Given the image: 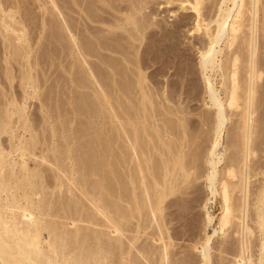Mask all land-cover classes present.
<instances>
[{
  "label": "bare ground",
  "instance_id": "6f19581e",
  "mask_svg": "<svg viewBox=\"0 0 264 264\" xmlns=\"http://www.w3.org/2000/svg\"><path fill=\"white\" fill-rule=\"evenodd\" d=\"M38 1L40 2V0ZM46 1L43 4L44 6L47 4ZM178 1L180 2L181 8L190 9L189 12L191 17L189 16L190 19H188L189 17L187 19L190 20L191 24L186 17L184 19L181 18L177 22L175 21V23L173 22L174 24H166L165 21L163 24H160L159 21L164 20V16L159 17L160 12L158 13L156 11L157 9H152L153 6L151 7V5L154 4L155 0H50L49 3L52 7L57 9L55 11L57 12V23L55 22L57 25L55 27L57 28V31L54 28V33H58L56 36L57 39L55 38L54 35L56 34L54 33L53 38L56 39L54 41H57V46H59L57 47L59 49L56 52H58V59L62 62V67L67 74L65 77H67L75 88L82 90V93H88L90 96L100 95L101 97L98 96L99 98H102L100 106L104 105L106 109H110L113 116L119 120V123H117L118 126L116 124L115 126L113 125L110 129V134H106V139L103 138L105 145H103L102 148H97L96 144H98V137L96 136L97 138H94V136L93 139H87L86 142H82L85 143L83 144V147L86 149L81 152L79 151L78 153L72 151V146H75L76 144H74V142L73 145H71L69 140V142L65 144L64 149L58 151L62 154L59 155L57 153L59 156H56L55 154L54 157H51V161L48 160L49 158L46 154L41 153V163L46 161L54 166L53 171L52 168H49L52 172L46 173L45 169L48 168H44L43 166H38V169L28 171L29 169L27 168L28 165L26 158L28 159V156L33 154V149L31 148L32 144L35 145L36 142H38L37 140L39 137L37 139L32 133L35 126H32L33 123L30 124L29 117H27L24 112V107V110L19 108L20 110L18 112L19 119L23 117L20 126L24 128L23 132L30 131V144L24 142V140H22L23 137L18 139L17 143L12 141L14 138L12 135L13 129L12 126H10L12 111L9 112V116L7 115V119L3 117L5 115L0 116V135L8 132L10 135L7 145H5L0 138V264H140V261L138 262L135 260L140 259L139 257L136 258L139 254L148 264L176 263L178 249L176 247L177 243L174 240L175 235L177 237L178 231L176 228H173L172 225L170 226V223L168 224L169 219H165L166 212L163 211L166 210V206L164 209V204H167V202L171 203V201L174 202L175 200L173 198L171 200V197H169V200L171 201H168L167 197L170 195L173 197L175 195V197L177 196V199H182V202H184L183 198H178L179 193L176 194V192L180 190L181 187V189L184 190L183 186H181L182 183L190 188L191 186L188 185L190 183L186 182L195 181L191 180V178L197 177L195 174V176H192L191 173H189L190 168H188L190 165L194 167L197 164L193 165L189 162L190 164H188L189 166L187 167V163H185V159H183L184 151L187 149V146L185 147L186 149L184 148V140H187L186 135L188 134V132L186 134L187 129H185V126L187 125L185 123V119L187 118L185 117V113L187 110H184V116H182L185 119H178V114L181 117L184 108L180 107L182 104L178 106L179 109L177 105V108L172 107V97L170 105L172 111H176L173 110V108L178 110L175 112L177 113V118L175 119H177L178 123L176 120L173 121V119H170L176 123L174 124L172 122L175 126H173V124H171V126L169 124L171 123L169 120L170 116H165L168 120H166L168 125H166V118L162 119L164 120L163 125L166 123L163 126L164 130L161 128L162 125L159 126V128L157 125H154L156 127H152V130H148V128H150L148 126H152L151 124H153V121L152 123L148 121L150 123L149 125L148 123L146 125L144 124L147 122L146 120H148L146 117L149 118V113L147 114L148 108L145 105V97L143 95L147 94L146 92L149 88L148 83L151 85L158 79H155V82H152L151 84L150 81L147 80V83L146 79H148L147 77H150L151 74L150 71L149 75H146L145 73V69H147L145 66L149 65L147 64L148 61L150 59H157V61L158 59H164L167 63L168 61L171 62V65L174 62L172 67H169L168 64L170 63L167 64L168 68L171 70V68L174 69V64L179 60L177 59L178 56L183 54V52H180V54L174 50L179 48L176 46L178 45L177 35L180 34L179 30H181L178 29V27H184V30L181 31H185L186 29L185 34L187 32L189 34L196 33L200 35L199 37H196L195 40L197 44L196 50L198 49L197 52H199L200 68L205 71V75H202L209 107L213 109V112L210 113L212 114L211 116H208L209 113L206 114V118L202 116L204 118L203 121L202 117H199L204 123H202L203 125H209V129L208 126L205 125L208 132L210 131V136L208 138L211 140L208 139L210 144L208 143L209 145L206 148V151L200 142H194L198 145V149L203 147L202 149L205 151V154L204 151L202 152L205 155L204 162L211 166L210 170L205 172L203 166H196V170L198 169L200 172L204 169L200 174L197 170L198 177L203 178L205 185L207 186L206 188L209 189L212 196L220 194L222 198V211L221 215L218 217V229L215 228L213 232L217 233L218 230L222 231V229H225L224 227L231 223V221L236 222L233 219H237L236 224L232 223L233 226L236 225L235 228L237 233H234L240 236L238 238V245H236L238 246V255L234 256V260L240 264H254V261L251 262L252 259L251 261L248 260L249 257H246L245 254L250 243V237L255 231L253 230L254 227L252 228L249 226L246 218H249L248 216L250 215L255 226L259 228V237H261V234H264V182L259 186V190L257 189L258 191L255 195V199L252 200L251 203V205L253 204L252 211L248 214V206L251 201H248L249 192L247 191L248 189H246L248 184L246 182L248 181L246 179V169L249 168L248 164L250 163L252 156L256 153L257 146L260 144H257L258 142L254 133L257 131L259 133H264L262 131L264 130V127H262L264 126V117L261 116L263 117L261 120L259 117L258 119L255 116L256 114H259L258 112L260 109L264 112V78L262 77L264 72V57H261L258 54V52L261 51L260 49H262L264 53V0ZM11 2L10 0H0V27H2L0 33L3 35V42L6 39L7 41H5L10 47L8 49V45H6L7 43L5 42L6 49H4L3 53L5 54L4 58L19 57L22 59L24 58L27 61L33 54L32 50H29L31 49V46L25 43L28 42L29 39L26 38V33H28L26 32L27 28L24 20H22L24 17L22 18L20 16L22 19L16 17L17 13H19L18 9L20 8V6L18 8L19 0L12 5ZM165 2L168 3L171 2V0ZM40 3L42 4L43 0ZM42 15L43 14H41V16ZM53 17H51V20ZM43 23L45 24V20H43ZM188 23L189 25H187ZM46 25H40L39 27L41 29L38 27V30L40 31H37L36 34L39 39L46 36ZM49 26L50 27L48 28L50 29L52 26L54 27L53 23L52 26L51 23ZM186 26L187 28H185ZM156 27H158L159 30H156ZM43 31H45V35L41 36ZM48 32H52V29L47 31V34ZM187 35L188 34H186V36ZM46 37H50V35H47ZM37 40L38 39H36V41ZM23 42L25 45L22 44ZM16 43H21L20 47ZM27 47H29V49ZM173 50L175 51L174 54ZM184 54L186 53L184 52ZM184 54L183 57H186ZM174 56L177 57L174 58ZM171 58L173 61H170L172 60ZM9 59L8 61H10ZM150 61L149 63L152 64V61ZM163 64V67L166 66L165 62ZM184 64L185 63H183V66ZM152 65H154V63ZM156 65L157 64L154 66ZM178 67L180 70L182 69V67ZM185 67H187V65ZM72 68L75 69L74 73ZM155 69L158 71V74L161 72L160 66ZM23 70H25L27 74L28 68ZM166 70L164 71L166 72ZM154 71L152 74H154ZM172 71L175 72L174 70H171V72ZM216 73L219 74L220 77V89H217L216 81L213 79L214 74ZM162 74V76L166 77L164 72ZM72 75H74V77ZM156 75L151 76L154 77ZM22 79H25L24 81L29 87H33L32 84H30L27 75L23 76ZM167 79V81H169V77ZM170 80L172 81L171 78ZM158 81L161 80L158 79ZM156 83L153 85L156 86ZM166 83L167 82L164 84ZM175 83L176 82L171 84L170 82V85L173 87H169L168 89L172 90L175 88ZM152 86H150V88H152ZM154 86L153 88H157ZM165 89L167 88L164 86L159 87L160 91L157 93L160 92V97L162 92L165 94L167 93ZM168 89L167 91H169ZM152 91L154 92L157 90L153 89ZM136 92L140 94L144 93L142 98L139 99L141 105L139 106H143V108L140 109L139 107L140 111L138 112V107L135 105L136 110L134 109V113H131V109L134 107L129 104L132 102V104H134V101L129 98L132 102H127V104L126 102L122 103L123 99L120 101V99L117 100V98H120L123 94L125 95V99L126 95H128L127 98L130 95L132 98ZM171 93L172 92H170V94ZM170 94L167 96L165 95L166 97L162 95V97L164 96L165 100H167L166 98L170 99ZM82 95L83 94H81V97ZM169 95L170 97H168ZM85 96L87 97V95L84 94L83 98ZM110 97H113V100ZM135 98L137 99V96ZM13 100L15 99L12 98V100H8V106L14 105L15 101ZM146 100H148L147 97ZM89 101L90 103L85 101L87 103L86 105H89L86 107H90L89 110H91L93 109V106H96L97 104L92 105L91 100ZM117 101H120L122 104H119L118 106ZM159 102H162V100ZM136 103L138 104L137 100ZM124 104L128 105V110H125L127 109V105H125L126 107L122 106ZM117 106L119 109L120 107L122 108L121 110H123L122 113L124 116H122L123 114L121 116L119 115L116 110ZM158 106L159 105H157V107ZM171 107L167 108L166 112L168 109L171 110ZM129 108L131 111H129ZM226 108L231 110L230 113ZM232 110L236 115V126H234L236 127V132L234 131L235 136H233L235 137L234 139L236 142H234V145L232 143L234 140L230 141L234 146L228 142L232 146V149L235 148L234 151L231 149L233 154L235 152L233 156L235 158L231 160V154H229V159L226 155H223L225 154V146H223V149L220 152L218 151V147L221 145V135L224 128H226L225 122L228 120L227 118H229L228 115H232ZM174 112L172 113V116L175 114ZM180 112H182V114ZM150 116L152 115L150 114ZM161 118H163V116ZM256 122L261 125L262 130L260 128H258L260 131L257 129V126L260 125ZM202 124L200 123V125ZM165 129L167 130L166 134ZM207 130L203 132L199 131V133H204ZM66 132L67 131H65V133ZM258 132L257 134L255 133V135L259 136ZM261 133L260 136H262ZM206 134L204 133L207 137ZM167 135H171V137H167ZM189 138L190 137H188V139ZM206 139L204 141H206ZM103 140L101 139V141ZM204 141L202 142L204 143ZM156 143L158 146L155 145ZM199 144L201 147H199ZM197 145L194 146L197 147ZM44 148H42L41 151L47 152L48 150ZM153 148H156L157 154L153 152ZM195 149L196 153L195 150L192 151L195 153H192L193 157L200 153V150L197 148ZM258 149H260V147ZM52 154L53 153H51V155ZM154 154L155 156L157 155L158 159L153 158V162L152 157ZM189 155L190 158H192L191 154ZM189 155L185 156L187 157ZM199 155L198 156L201 157V153ZM14 156H16V158L18 157L20 160H16V158L14 159ZM223 156H225L224 159ZM199 157L196 159L198 160ZM202 158L203 157L200 159ZM186 159V162H188L189 157ZM196 159L192 158L191 160L194 161L192 163H197L195 162ZM223 160L231 161L222 164L224 167L221 166V169L219 168V163ZM66 161L70 163H67ZM255 165L253 166L254 168ZM250 166L252 165L250 164ZM193 167H191L192 170ZM197 167H201L202 169ZM220 169L222 171H220ZM248 170H251V167ZM248 172L250 173V171ZM189 175L192 177H190V180L188 179V181L186 178ZM181 180L183 181L178 189V184ZM184 181L186 184H184ZM61 185H65L64 191L69 193V195L67 194V197H64L65 200L61 202V204H57L55 201V203L51 205V194H53L52 192L56 186L60 189ZM191 185L193 184L191 183ZM236 190L239 192L240 196H236L237 199H235L237 201H232L231 203L232 192ZM184 191V193L187 192L186 189ZM184 193L183 195H185ZM180 194H182V192ZM235 194L236 193H234V195ZM166 198L167 202L165 201ZM191 198H193L192 195ZM177 199L175 200L176 203L172 202V205L176 204L179 207L182 203L178 205ZM57 201H59V199ZM186 201L187 199L184 203H186ZM169 205V207L172 206L171 204ZM169 207L166 211H168ZM175 207L176 206L173 208ZM170 211L171 209H169V212ZM175 214L174 216L177 215ZM205 214L206 220H204V223L211 224L214 218L209 213ZM167 216H170L171 219V216L173 215L170 212ZM147 217L152 218V220L155 219L154 222L152 221L156 227V231L153 232L155 233V237H153V235L151 237L155 239L156 246L153 245V247L148 245L145 247L143 244L141 246L140 243L137 247L134 243L138 233L135 236L130 232H139L141 226L144 225L142 220L145 221ZM148 218L146 220H149ZM172 222L173 221L171 220V224ZM146 225L148 226V221L146 222ZM128 232L131 235L127 234ZM222 233H224V230ZM190 234L191 233L189 232V235ZM189 237L190 236H188V238ZM210 237L211 235L205 234L203 236V241H198L197 243L194 242L193 244L194 248L198 249L199 253L197 254H200L203 259L202 264H210L211 262ZM237 237L238 236H236V238ZM122 238L128 239L130 247L134 248L136 245L137 251L135 252L138 253L137 255L135 254L136 256L132 254L129 246L124 245L126 242H124ZM259 245V254L262 255L264 254V239L261 240ZM260 258H262V256ZM257 264H261V261Z\"/></svg>",
  "mask_w": 264,
  "mask_h": 264
},
{
  "label": "rangeland",
  "instance_id": "374dc122",
  "mask_svg": "<svg viewBox=\"0 0 264 264\" xmlns=\"http://www.w3.org/2000/svg\"><path fill=\"white\" fill-rule=\"evenodd\" d=\"M12 1V2H11ZM38 0H19V4H18V8H19V6H20V8L18 9L19 11V13H17V15H16V17L17 18H19L20 16L23 18H21L22 20H24V22H25V26H26V28H27V31L26 32H28V33H26V38H29L28 39V42H25V43H27V44H29V46H31L30 48L31 49H29V47H27L30 51L32 50V52H33V56L31 55L30 57H29V59L26 61L24 58L22 59V58H16V57H13V58H11V57H7L6 59L4 58L5 57V54H3L4 53V49H6V45H8V43L4 40V42H3V35L0 33V116H3V115H5V116H3L4 118H8V116H9V112H11L12 113V115H11V119H10V126H12V135L14 136V138H13V136H12V141H14V143H17L18 142V139H20V138H22V140H24V142H26L27 144H30L29 142H31L30 141V138H31V136H30V131H24L23 132V130H24V128H22L20 125L22 124V118L23 117H21L20 119H19V108H22L23 109V107H24V112L26 113V116L27 117H29L28 119L30 120L29 122H30V124H32V126L34 127V129L32 130L33 132V134L37 137V139H38V137H39V139L37 140L38 142H36V144L34 145V144H32V149H33V151H32V153L33 154H31V156L29 157L28 156V159L26 158V162H27V168L29 169L28 171H33V170H36V169H38L39 167H41V166H43L44 168H48V169H45V172L46 173H50V172H52L54 169H53V165L51 164V163H49V162H46V161H42L43 163H41V153L43 154H46L47 156H48V160L49 161H51V157H54V155L56 154V156H59V155H61L58 151H62L63 149H64V146H65V144H67L69 141H70V144L71 145H73V143L74 144H76L75 146L73 145L72 146V151L75 153V152H81L82 150H85L86 148H84L83 147V144H85V143H82V142H86L87 141V139L88 140H90V139H93V137L94 138H97L98 139V141H97V143L98 144H96V146H97V148H102V146L103 145H105V143H104V140H103V138H105L106 139V137H107V135L106 134H110V129L113 127V125L115 126V124L118 126V124L117 123H119V120L116 118V117H114L113 116V114H112V112L110 111V109H106L105 107H104V105H101L100 106V102H101V99L102 98H99V97H101L100 95H94V94H92V95H94V96H90V94H88V93H82L83 91L82 90H80L79 88H75L74 86H73V84L72 83H70V81L67 79V77H65L67 74H66V72H65V70H64V68L62 67V62H60V59H58L59 57V55L57 54L58 52H56V51H58V49L59 48H57V47H59V46H57V41H54V40H56L57 39V33L58 32H56V33H54L55 31H54V28L57 26L56 25V13L57 12H55L57 9H54V7H52V5L49 3L50 2V0H43V3L41 4L40 2L42 1V0H40V2L38 1ZM45 1H46V5L44 6L43 4L45 3ZM157 0H155V2H154V4H152L151 5V7H152V9H157L156 11L159 13V17L161 16V17H163V19L164 20H161V21H159V23L161 24H163L164 23V21H165V23L166 24H174L175 23V21L177 22L178 20H180L181 18L182 19H184L185 17H186V19L191 15L190 14V9H183V8H181L180 7V2L178 1V0H171V2H165V1H167V0H158L157 2H156ZM10 2H11V5L12 4H15V2L17 3L18 2V0H10ZM159 5H158V4ZM41 4V5H40ZM49 5H51V6H49ZM155 7V8H154ZM158 7V8H157ZM161 7V8H160ZM46 8V9H45ZM43 9V10H42ZM49 9V10H48ZM54 9V10H53ZM22 10V11H21ZM46 10V11H45ZM52 10V11H51ZM28 11V12H27ZM51 13H50V12ZM50 13V14H49ZM53 13V14H52ZM41 14H43L42 16H41ZM46 14V15H45ZM189 14V15H188ZM72 15H74V14H72ZM46 17V19H45V17ZM49 16V17H48ZM54 16V17H53ZM43 17V18H42ZM51 17H53L52 18V20H51ZM166 17V18H165ZM191 17V16H190ZM190 17L188 18V19H190ZM29 18V19H28ZM26 19V20H25ZM36 19V20H35ZM41 19H43V20H45V24L43 23V20H41ZM166 19V20H165ZM187 19V20H188ZM54 20V21H53ZM48 21V22H47ZM49 21H50V23H51V26H52V23H53V25H54V27L52 26V32H48V34H47V31H50L51 29L50 28H48V27H50L49 25H50V23H49ZM47 22V23H46ZM56 22V23H55ZM174 22V23H173ZM188 22H190V20H188ZM43 23V24H42ZM48 23H49V25H48ZM47 24V25H46ZM190 24H191V22H190ZM40 25H46V27H45V30H46V32L45 31H43L42 33L43 34H41V36L42 35H45L46 34V36L48 35H50V37H46V36H43V37H45V38H41L40 37V35L38 34V36L41 38V39H39L38 37H37V31H40V30H38V27L40 26ZM187 25H189V23L187 24ZM189 27V26H188ZM157 29L156 30H159V28L158 27H156ZM185 28H187V26L185 27ZM2 29V27H0V30ZM39 29H41L40 27H39ZM50 29V30H49ZM57 28H55V30H56ZM178 29H181V30H184V27H178ZM33 30V31H32ZM181 30H179V35H177V38H178V40H177V42H178V45H176L177 47H179V48H176V49H174L175 51H177L178 53H182L183 52V54H184V52L186 53V54H184V55H186V57L184 58L183 57V54H181L180 56H178V58L177 59H179V60H177V59H175V60H177L176 61V64H174V69H172L171 68V70H174L175 72L176 71H178V70H180V68L178 67V66H180V67H182V69L180 70V71H178L179 72V74H178V72H171V70H170V68H168V66H167V64L168 63H170V64H168L169 65V67L171 66H173V63H172V65H171V62H169L168 61V63H167V61H164V59L163 60H161V59H158V61H157V59L155 60V62H154V60L152 59H150L151 61H152V64L154 63V65L155 64H157L156 66H154V65H152V64H150L149 63V61H148V63L147 64H149L148 66L146 65L145 67H147V69H145V73H146V75H149V71L151 72V74H150V77H152L153 75H156V73H157V75L156 76H158V77H156V76H154V77H152V78H150L149 76L147 77L148 79H146V81L148 80V81H150V84L152 83V82H155L156 83V86H154L155 85V83H153V84H151V85H149V83H148V81H147V83H148V86H149V88H148V91L146 92L147 94H140V93H135L134 95L132 94V93H130V94H132L133 95V97L131 98V95L127 98V96L128 95H126V99L124 98L125 97V95L123 94V95H121V97L120 98H117V100H119L120 99V101L122 100V103H124V102H129V103H131L132 101H134V104H129V105H131V106H133L132 108L133 109H131L132 110V112L131 113H134L133 112V110L135 109L136 110V108H135V105H136V107H138L137 108V111L139 112L140 110H139V107L141 106L140 105V103H139V99L140 98H142V95L145 97V100H144V102L146 103L145 105H146V107L148 108L147 109V114H148V117L149 118H147L146 117V119H148V120H146L147 122H145L144 124L146 125L147 123H148V125L150 124V123H152V121H153V124H151L152 126H148V127H150V128H148V130H152L154 127H156V126H154V125H157V127L159 128V126H161V128L164 130V128H163V126L167 123V118L166 117H169V120L170 119H173V121L174 120H176V122H177V119H175V118H177L176 117V115H177V113H175V112H177L178 110L177 109H174V108H177L178 106H180L181 104V106L180 107H183L184 109H183V114H182V112H180L182 115H181V117L179 116V114H178V119H180V118H183V119H185L184 117H182V116H184V110L186 111V116L185 117H189L188 118V120H187V118L185 119L186 120V124L188 125H186L185 126V129H187L186 130V134H187V132H188V134L186 135V139L187 140H184L185 141V146H184V148L186 149H184L185 151H184V156H183V159H185V163H187V167L189 166L188 164H193V165H196V166H198V165H200V166H203V168L205 169H202L201 167H197V168H201L200 170H201V172H203V170H204V172L205 171H207V170H210V168H211V166H209V164H207V163H205L204 162V158H205V151H206V148L208 147V145L210 144V139L208 138L209 136H210V134H209V132H208V130L206 129V126H208V129H209V125H203L204 123L202 122L203 120H204V118L203 117H205L206 116V114H208L209 113V115L208 116H211L212 114H210V113H212L213 112V109L212 108H210L209 107V102H208V97L206 96V93H205V87H204V81H203V75L202 74H204L205 75V71H203V70H201V68H200V64H199V52H197V50H196V48H197V44H196V42H195V40H196V37H199L200 35L199 34H189V33H187L186 32V34H188L187 36H186V34H185V31H186V29H185V31H181ZM57 31V30H56ZM184 32V33H181V32ZM44 32H45V34H44ZM35 33V34H34ZM53 33L54 34H56V35H54L55 36V38L56 39H54L53 37ZM182 34V35H181ZM52 35V36H51ZM181 35V36H180ZM184 35V36H183ZM31 36V37H30ZM35 36V37H34ZM178 36H180V37H178ZM33 38V39H32ZM49 38H50V40H49ZM31 39V40H30ZM35 39V40H34ZM36 39H38L37 41H36ZM46 39V40H45ZM45 40V41H44ZM192 40V41H191ZM36 41V42H35ZM187 41V42H186ZM7 44H6V43ZM45 42V43H44ZM193 42V43H192ZM52 43V44H51ZM55 43V44H54ZM179 43H181V44H179ZM196 45H195V44ZM6 44V45H5ZM17 44V43H16ZM20 44L21 43H18L17 45H19V47H20ZM22 44H24V42L22 43ZM185 44H186V46H185ZM4 45V46H3ZM25 45V44H24ZM53 45V46H52ZM196 47H195V46ZM23 46V45H22ZM22 46H21V48H22ZM40 46V47H39ZM185 46V47H184ZM5 47V48H4ZM8 47V49L10 48L9 47V45L7 46ZM182 47V48H181ZM56 48V49H55ZM185 50H184V49ZM186 48H188V49H186ZM190 48V49H189ZM173 50V54H174V51ZM182 50H184V51H182ZM261 51H262V49H260ZM259 50V51H260ZM258 52V54H259V56H261V57H264V53H263V51L262 52ZM36 52V53H35ZM45 52V53H44ZM176 54V53H175ZM55 55V56H54ZM176 56V57H177ZM188 56V57H187ZM175 56H174V58H176ZM180 57V58H179ZM184 59H186V60H184ZM57 58V59H56ZM3 59V60H2ZM8 59L10 60V61H8ZM13 59V60H12ZM18 59V60H17ZM20 59V60H19ZM172 59V58H171ZM180 59H181V61H180ZM189 59V60H188ZM264 59V58H263ZM5 60V61H4ZM24 60V61H23ZM174 60V61H175ZM27 63H26V62ZM150 61V62H151ZM160 61V62H159ZM170 61H173V59L172 60H170ZM186 61H188V62H186ZM9 62V63H8ZM165 62V65L167 66H164L163 67V63ZM159 63V64H158ZM178 63V64H177ZM183 63H185L186 65H187V67H185L186 65L184 64V66H183ZM163 64V65H162ZM61 65V66H60ZM176 65H177V68H176ZM156 68H158L159 66L161 67V72H159V74H158V71L154 68V67ZM29 67H31V68H29ZM10 68V69H9ZM25 68H28V71H29V73H28V71H27V74H26V71L25 70H23V69H25ZM166 70V69H168V70H166V72L163 70ZM186 68H187V70H186ZM191 68V69H190ZM193 68V69H192ZM152 69H153V71H154V69H155V71H154V74H152ZM6 70H8V71H10V72H8V71H6ZM72 70H73V73H74V71H75V69H73L72 68ZM186 70V71H185ZM6 71V72H5ZM147 71V72H146ZM202 71H203V73H202ZM24 72V73H23ZM156 72V73H155ZM164 72V75L166 74V77L165 76H162L163 73ZM171 72V73H170ZM189 72V73H188ZM7 73V74H6ZM9 73H10V76H9ZM72 73V74H73ZM148 73V74H147ZM175 73V74H174ZM62 74V75H61ZM183 74V75H182ZM25 75H27L28 76V79L30 80L29 82H30V84H32V86L33 87H35V88H31V87H29L28 86V84L24 81L25 79H22L23 78V76H25ZM152 75V76H151ZM169 75V76H168ZM188 75V76H187ZM71 76V75H70ZM73 77H74V75H72ZM160 77V78H159ZM162 77H164V78H162ZM169 77V81H167L168 78ZM262 77L264 78V72H263V74H262ZM154 78V79H153ZM159 80H161V81H158V79ZM170 78L172 79V81L170 80ZM183 78V79H182ZM12 79V80H11ZM155 79H157V80H155ZM163 79V80H162ZM166 79V80H165ZM213 79L216 81V87H217V89H220V85H219V81H220V77H219V74H214V77H213ZM155 80V81H154ZM34 81V82H33ZM163 81V82H162ZM167 82L166 84H164L165 82ZM178 81V82H177ZM191 81V82H190ZM33 82V83H32ZM170 82H171V84L173 83L174 84V82H176L175 83V85L174 86H176L175 88H173L172 90L171 89H168L169 87H173L172 85H170ZM60 83V84H59ZM160 83H161V85H160ZM184 83V84H183ZM27 84V85H26ZM183 84V85H182ZM187 84V85H186ZM22 85V86H21ZM60 85V86H59ZM63 85V86H62ZM154 87H157V88H153V86ZM164 86V87H166L169 91H167V89H165V91L168 93V94H170V92H172L170 95H171V97H170V95L168 96V97H170V99L169 98H166L167 100H165V97L168 95L167 93L165 94L164 92H162L161 93V97H160V92L159 93H157L158 91H160L159 90V87L160 86ZM165 85H169L168 87L167 86H165ZM186 85V86H185ZM62 86V87H61ZM72 86H73V88H72ZM150 86H152V88H150ZM194 86V87H193ZM23 87H24V89H23ZM200 87V88H199ZM191 88V89H190ZM153 89H156L157 91H152ZM178 89V90H177ZM183 89V90H182ZM149 90H151V91H149ZM171 90V91H170ZM177 90V91H176ZM204 90V91H203ZM176 91V92H175ZM173 92H175V93H173ZM204 92V93H203ZM151 93V94H150ZM156 94V95H154V94ZM81 94H85V95H87V97L85 96L84 98H83V95H82V97H81ZM174 94V95H173ZM176 94V95H175ZM2 95H3V97H2ZM5 95V96H4ZM7 95V96H6ZM20 95V96H19ZM29 95H31V96H29ZM80 95V96H79ZM118 95H120V94H118ZM118 95H117V97H118ZM137 96V99L135 98L136 96ZM162 95H166L165 97H164V99H163V97H162ZM223 95V94H222ZM14 96H15V98H14ZM65 96V97H64ZM97 96V97H96ZM99 96V97H98ZM110 96V95H109ZM141 96V97H140ZM9 97H10V99H9ZM81 97V98H80ZM146 97H147V99L148 100H146ZM172 97H173V100H171L172 99ZM8 98V99H7ZM12 98L13 99H15V100H13V101H15L14 102V105L12 106H8V100H12ZM88 99V101H87V99ZM97 98H99V99H97ZM111 98V97H110ZM132 99V101H130V99ZM134 98V99H133ZM18 99V100H17ZM24 99V100H23ZM60 99V100H59ZM74 99V100H73ZM85 100L87 103L89 102L90 103V101L89 100H91V103H92V105H96V106H93V109H91V110H89L90 109V107L89 108H87L89 105H86L87 103L85 102V101H81V100ZM112 100H113V97L111 98ZM129 99V100H128ZM66 100V101H65ZM77 100V101H76ZM93 100V101H92ZM100 100V101H99ZM126 100H128V101H126ZM136 100H137V102H138V104L136 103ZM162 100V102H159V101H161ZM170 100H171V102L172 103H174V104H172L171 102H170ZM72 101V102H71ZM98 101V102H97ZM120 101H117L118 102V106H119V104H122ZM176 101V102H175ZM17 102H18V104H17ZM85 102V103H84ZM120 102V103H119ZM178 102V103H177ZM76 103V104H75ZM157 103V104H156ZM159 103V104H158ZM165 103V104H164ZM170 103H171V105H172V107H174L173 108V110H176L175 112L174 111H172V107H171V105H170ZM21 104V105H20ZM84 104V105H83ZM128 104V103H127ZM127 104H124V105H122L123 107H126L125 105H127ZM149 104V105H148ZM163 104V105H162ZM169 104V105H168ZM81 105H82V107L84 108H82L81 107ZM140 105V106H139ZM157 105H159L158 107H157ZM162 105V106H161ZM165 105V106H164ZM167 105V106H166ZM176 105H177V107H176ZM184 105V106H183ZM16 106V107H15ZM18 106V107H17ZM43 106V107H42ZM87 106V107H86ZM117 106V112L119 113V115L121 116L123 113H122V111L123 110H121L122 108L120 107V109H119V107ZM73 107V108H72ZM76 107V108H75ZM80 107V108H79ZM95 107H96V109H95ZM107 107V106H106ZM153 107V108H152ZM165 107V108H164ZM171 107V110L170 109H168L167 110V112H166V109L167 108H170ZM131 108V107H130ZM130 108H129V111H131L130 110ZM141 108H143V106L142 107H140V109ZM81 109V110H80ZM150 109H151V111H150ZM154 109V110H153ZM161 109V110H160ZM178 109H179V107H178ZM226 109H228V108H226ZM4 110V111H3ZM17 110V111H16ZM93 110V111H92ZM125 110H128V105H127V109H125ZM180 110H181V108H180ZM206 110H207V112H206ZM229 110V111H228ZM227 111L230 113V109H228ZM81 111V112H80ZM88 111V112H87ZM95 111V112H94ZM137 111H135V112H137ZM171 111H172V113L174 112L175 114H173V116H172V113H171ZM14 112V113H13ZM15 112H16V114H15ZM65 112V113H64ZM84 114H83V113ZM187 112H189V113H187ZM110 113V114H109ZM158 113V114H157ZM168 113V114H167ZM179 113V112H178ZM202 113H205V114H202ZM232 115H228V117L229 118H227L228 120H226V122H225V124H226V128H228V129H226V128H224V130H223V133H222V135H221V145H220V147H218V151L220 152V151H222V149H223V146H225V154H223V155H226L227 156V158L230 156L229 154H231V160L232 159H234L235 157H233L234 156V154H235V152H234V154L232 153V150L234 151V149H232V146H234L235 144H234V142H236V140L234 139L235 137H233V136H235V132H236V127H234V126H236L235 124V121H236V115L234 114V111L232 110ZM259 114H256L255 116L258 118H263L264 117V112H263V110H259V112H258ZM42 114V115H41ZM89 114V115H88ZM150 114L152 115V116H150ZM154 114V115H153ZM171 114V115H170ZM198 114V115H197ZM8 115V116H7ZM88 115V116H87ZM156 115H157V117H156ZM197 115V116H196ZM91 116V117H90ZM122 116H124V114L122 115ZM163 116V118H161ZM166 116V117H165ZM202 117V121H201V118H199V117ZM231 116V117H230ZM261 116H263V117H261ZM69 117V118H68ZM89 117V118H88ZM113 117V118H112ZM122 118V117H121ZM155 118V119H154ZM164 118H166L165 119V121H166V123H164V125H163V122H164V120H162V119H164ZM206 118V117H205ZM257 118H255V119H257ZM258 118V119H259ZM14 119V120H13ZM19 119V120H18ZM66 119V120H65ZM80 119V120H79ZM118 121H117V120ZM151 121H150V120ZM200 119V120H199ZM17 120V121H16ZM47 120V121H46ZM108 120V121H107ZM111 120V121H110ZM121 120H123V119H121ZM145 120V119H144ZM157 120V121H156ZM184 120V121H185ZM262 120V119H261ZM260 120V121H261ZM21 121V122H20ZM69 121V122H68ZM80 121V122H79ZM115 121H116V123H115ZM150 123H149V122ZM155 121V122H154ZM171 121V123H169L170 125L171 124H176L175 122H173L172 120H170ZM169 121V122H170ZM179 121V120H178ZM198 121H201V122H198ZM260 121H258L259 123H261ZM64 122V123H63ZM83 122V123H82ZM173 122V123H172ZM232 122V123H231ZM20 123V124H19ZM79 123V124H78ZM108 123V124H107ZM178 123V122H177ZM184 123V122H183ZM200 123L202 124V125H200ZM257 123V122H256ZM259 123H257L258 125H260ZM106 124V125H105ZM173 124V126H175ZM262 124V123H261ZM68 125V126H67ZM76 125V126H75ZM80 125V126H79ZM166 125H168V123L166 124ZM263 125V124H262ZM18 126H20V127H18ZM71 126H73V127H71ZM75 126V127H74ZM93 126V127H92ZM106 126V127H105ZM172 126V125H171ZM170 126V127H171ZM18 127V128H17ZM79 127V128H78ZM82 127V128H81ZM84 127V128H83ZM153 127V128H152ZM166 127V126H165ZM167 127H169V126H167ZM191 127V128H190ZM197 127V128H196ZM262 127H264V126H262ZM262 127H261V125L260 126H257V129L258 128H260L261 130H262ZM76 128H77V130H76ZM86 128V129H85ZM91 128H93V129H91ZM98 128V129H97ZM193 128V129H192ZM200 128V129H199ZM65 129V130H64ZM67 129V130H66ZM84 129V130H83ZM106 129V130H105ZM203 129V130H202ZM73 130V131H72ZM82 130V131H81ZM190 130V131H189ZM205 130H207L206 132H204L206 135H207V137L204 135V133H201V132H203V131H205ZM230 130V131H229ZM259 130V129H258ZM65 131H67L66 133H65ZM166 129H165V134H166ZM199 131H201L200 133H199ZM235 131V132H234ZM260 131V130H259ZM263 132H264V130H262ZM8 132V131H7ZM73 132V133H72ZM150 132V131H149ZM152 132V131H151ZM258 132V131H257ZM257 132H255L256 134H257ZM9 133V132H8ZM8 133H2L1 135H0V138L2 139V141H3V143L5 144V145H7L8 144V138L10 137V135L8 134ZM29 133V134H28ZM255 133H254V136L256 137V139H257V144H259L257 147L259 148L260 147V149H258L257 148V150L255 151L256 153L252 156V158H251V160H250V163L248 164L249 166V168H247L246 170V179L248 180V181H246L247 183V186H246V189H248L247 191L249 192L248 193V195H249V197H248V201L250 202L249 203V206H248V208H249V211H248V214H249V212L251 213V211H252V208H253V204L251 205V203H252V200H254L255 199V195H256V193H257V191L259 190V186H261V184L264 182V140H262V139H264V133H261L262 134V136H260V133H259V136L258 135H255ZM85 134V135H84ZM92 134V135H91ZM101 134V135H100ZM168 134V133H167ZM202 134V135H201ZM232 134V135H231ZM51 135H53V136H51ZM68 135V136H67ZM91 135V136H90ZM188 135H190V136H188ZM203 135H204V137H205V139H206V141H204L205 139H204V137H203ZM69 136H70V138H69ZM97 136V137H96ZM190 137L189 139H188V137ZM199 138H198V137ZM230 136V137H229ZM15 137H17V138H15ZM30 137V138H29ZM92 137V138H91ZM100 137V138H99ZM167 137H171V135L170 136H168L167 135ZM82 138V139H81ZM84 138H86V139H84ZM202 140H201V139ZM262 138V139H261ZM84 139V140H83ZM96 139V140H97ZM101 139L103 140V141H101ZM210 141H209V140ZM260 139V140H259ZM50 140V141H49ZM69 140V141H68ZM77 140V141H76ZM81 140V141H80ZM83 140V141H82ZM100 140V141H99ZM164 140H165V138H164ZM194 140H196V141H194ZM199 140H201V141H199ZM232 140H234L232 143L234 144H232L230 141H232ZM262 140V141H261ZM28 141V142H27ZM198 141V142H197ZM202 141H204V143L202 142ZM45 142H46V144H45ZM58 142V143H57ZM78 142V143H77ZM188 142V143H187ZM194 142H196V143H199L200 142V144L202 145V146H204V150L202 149L203 147H201V145L199 144V147H201V149H198V145L196 144V143H194ZM202 142V143H201ZM227 142V143H226ZM231 143L232 144V146L229 144V143ZM102 143V144H101ZM158 143V142H157ZM157 143L155 144L156 146H158L157 145ZM187 143V144H186ZM209 143V144H208ZM256 144V145H257ZM45 145V146H44ZM63 145V146H62ZM194 145H197V147H195ZM206 145V146H205ZM52 146V147H51ZM101 146V147H100ZM190 146V147H189ZM45 147V148H44ZM50 147H51V149H50ZM42 148H44V149H47L48 151L46 152H42L41 151V149ZM53 148V149H52ZM76 148V149H75ZM83 148V149H82ZM195 148H197L198 150H200V153H201V157H203L202 159H200L201 157H199L200 155V153H199V151H198V155L196 154V155H194V157L192 156L193 154H195L196 153V149ZM255 148H256V146H255ZM31 149V150H32ZM50 149V150H49ZM190 149V150H189ZM192 149V150H191ZM232 149V150H231ZM261 149H263V150H261ZM75 150V151H74ZM99 150V149H98ZM101 150V149H100ZM193 150H195V153L194 152H192ZM52 151H54V152H52ZM57 151V152H56ZM191 151V152H190ZM204 151V154L202 153ZM153 152H155V154H157L156 153V148H153ZM153 152H152V154H153ZM190 152V153H189ZM51 153H53L52 155H51ZM57 153L59 154V155H57ZM185 153H187V154H185ZM193 153V154H192ZM155 154L153 155V157H152V159L154 158H156V159H158L157 158V155L155 156ZM189 154H191V156H192V158H194V159H196L197 157H199L198 158V160L196 159V161L195 162H197V163H192V162H194L193 160H191L192 158H190V155ZM185 155H189V156H185ZM202 155H204V156H202ZM197 156V157H196ZM189 157V161L188 162H186V158H188ZM196 157V158H195ZM224 157L225 156H223V159H224ZM16 158V156H14V159ZM154 159H153V162H154ZM226 159V158H225ZM229 159V158H228ZM16 160H20L18 157L16 158ZM191 160V161H190ZM231 160H228V161H231ZM256 160H258V161H256ZM40 161V162H39ZM225 161H227V160H225ZM224 160L223 161H221L220 163H219V168H221L222 169V167H224L222 164H226V163H228V161L227 162H225ZM39 162V163H38ZM67 163H70V162H68V161H66ZM190 162V163H189ZM223 162H225V163H223ZM253 162V163H252ZM256 162V163H255ZM42 165H41V164ZM45 163V164H44ZM49 163V164H48ZM256 165H255V164ZM40 164V165H39ZM46 164H48V165H46ZM51 164V165H50ZM151 164V163H150ZM204 164V165H203ZM250 164L252 165V166H250ZM255 165V168L253 167L254 165ZM152 165V164H151ZM39 166V167H38ZM48 166V167H47ZM196 166H192V165H190V167H188V168H190V172L189 173H191V175L192 176H199L198 174H197V172L199 171L198 169V171L196 170ZM222 166V167H221ZM191 167H193V170H192V168ZM250 167H251V170H248V169H250ZM49 168H52V171H51V169H49ZM19 169V168H18ZM195 169V170H194ZM220 169V171H222ZM47 170V171H46ZM50 170V171H49ZM49 171V172H48ZM248 171H250V173L248 172ZM193 172H195V173H193ZM200 171H199V174L201 173ZM188 173V174H189ZM195 174V175H194ZM249 177H248V176ZM192 176H188L187 178H186V180H190V177H192ZM197 177H192L191 178V180H195V181H189V182H186V183H190V184H188V185H190L191 187L190 188H188L189 186H187V185H183V183H182V181L183 180H181V182H179V184H178V189L180 188L179 186H180V184H181V186H183V189L185 190L186 189V193H184L185 191L184 190H182L181 188H180V190H178L177 192H176V194L177 193H179V195H178V198H183V201L185 202V200L187 199V201H186V203H184V202H182V199H177V196L175 197V193L173 194L174 195V197L172 196V195H170V196H168L167 198H168V201H171L172 200V198L173 199H177L178 201H177V204L178 205H180L181 203L182 204H184V205H182V207H181V205L178 207L176 204H174V205H172L173 203H176V201L174 200V202L173 201H171V203L170 202H167V198H166V202H167V204L169 205V204H171L172 206V208L171 207H169L167 204H164V209H165V206H166V210H167V208L169 207V209H171V213H172V215L173 216H171V219H170V216L168 217L167 215H169V209H168V211H166V210H164L163 212H166V215H165V219H169L168 220V224L171 226L172 225V227L173 228H176V230L178 231H175V232H177L176 234H177V237H176V235H175V242L177 243L176 244V247H177V255H176V259L178 260H176V263L175 264H202V262H203V259L201 258V255L200 254H197V253H199L198 252V249L196 248H194V246H193V244H194V242L195 243H197L198 241H203V236L205 235V234H208V235H211V237H210V249H211V255H212V258H211V262H210V264H240L239 262H236L235 260H234V256H236V255H238V246H236V245H238V242H239V240H238V238L240 237L238 234H236L237 232H236V225L235 226H233V224L232 223H234V224H236V222H237V219H233V220H235L236 222H234V221H231V223H229L228 225H226V227H224L225 229H222V231L224 230V233H222V231H219L218 230V232L217 233H214L213 231H214V229L216 228V229H218V217L221 215V211H222V206H221V204H222V198H221V195L220 194H216L215 196H212L211 195V193H210V191H209V189L208 188H206L207 186L205 185V181L203 180V178H197ZM237 178V177H236ZM235 178V179H236ZM235 179H232V180H235ZM237 180V179H236ZM60 183V182H59ZM59 183H57V184H59ZM185 183V181H184V184H186ZM191 183L193 184V185H191ZM216 185H217V183H216ZM62 186V185H61ZM60 186V189H59V187H57L56 186V188L53 190V194H51V205H53V203H55V201H56V203L57 204H61V202H63L64 200H65V198L67 197V194L69 195V193H67L66 191H64L65 190V185H63L62 187ZM194 186V187H193ZM186 187V188H185ZM217 187H218V185H217ZM198 190H197V189ZM255 189V190H254ZM258 189V190H257ZM180 191V192H179ZM190 191V192H189ZM194 191H196V192H194ZM256 191V192H255ZM60 192V193H59ZM65 192V193H64ZM182 192V194H180ZM236 193L235 195H234V193ZM232 192V197H231V203H232V201L233 202H235V201H237L236 199H237V197H239L240 196V194H239V192L236 190V191H233ZM183 193L187 196H185V195H183ZM254 195H253V194ZM63 194V195H62ZM238 194V195H237ZM191 195H192V197L193 198H191ZM194 195V196H193ZM197 195V196H196ZM61 196V197H60ZM181 196V197H180ZM237 196V197H236ZM57 197V198H56ZM65 197V198H64ZM169 197H171L170 199L171 200H169ZM186 199H185V198ZM195 197H197V198H195ZM191 200H190V199ZM236 198V199H235ZM56 199V200H55ZM59 199V201H57ZM185 199V200H184ZM193 199V200H192ZM195 199V200H194ZM235 199V200H234ZM54 200V201H53ZM190 200V201H189ZM59 202V203H58ZM166 202H164V203H166ZM173 202V203H172ZM189 203V204H188ZM57 204H54V205H57ZM186 204V205H185ZM188 205V206H187ZM174 206H176L175 208L176 209H178V210H176L175 208H173ZM185 207H187V208H185ZM172 209H174V210H176V211H174V210H172ZM181 210V211H180ZM178 215L179 213V215L177 216L176 214ZM182 213V214H181ZM205 213H209L214 219H213V221H212V223L211 224H207V223H204L205 221L204 220H206L205 219ZM253 213V212H252ZM165 214V213H164ZM174 214L176 215V216H174ZM171 215V214H170ZM193 216V217H192ZM249 218H246V220H248L247 222H248V224H249V226H251L252 228L254 227V229L253 230H255L254 231V233H253V235L250 237V243H249V245H248V249L246 250V252H245V254H246V257L248 256L249 257V259L248 260H250L251 261V259H252V261L251 262H253L254 261V264H257L259 261H261V264H264V254H259V247L258 246H260L259 244H260V242H261V240H263L264 239V234L262 235L261 234V237H259L260 236V230H259V228H257L256 226H255V223H253V219L250 217V215L248 216ZM143 218H145V217H143ZM148 218V217H147ZM146 218V219H147ZM172 218H174V219H172ZM177 220H176V219ZM145 219V221L147 222L148 221V226L146 225V222L145 221H143L142 220V222H143V224L145 225H143V226H141V230H139V232H134L133 231V233L132 232H130L131 234H133V235H135L136 236V234H137V238H139V239H137L136 238V241H135V243L134 244H136L137 245V247H138V245H140V243H141V246H142V244H143V246H145V247H147L148 245L149 246H153V245H155L156 246V242H155V239H153V237H155L154 236V234L155 233H153L154 231H156V227L154 226L155 224L153 223L154 221H155V219L154 220H152V218H148L149 220H146ZM133 220H135V219H133ZM166 220V221H167ZM171 220L173 221L172 222V224H171ZM153 221V222H152ZM170 221V222H169ZM185 221H186V223H185ZM193 221V222H192ZM134 222V221H133ZM141 222V223H142ZM151 223V224H150ZM153 223V224H152ZM207 224V225H206ZM193 225H194V227H193ZM206 225V226H205ZM147 226V228L145 229V227ZM150 226V227H149ZM153 226V227H152ZM169 226V227H170ZM201 226V227H200ZM149 227V228H148ZM155 227V228H154ZM190 227V228H189ZM143 228V229H142ZM151 228H153V229H151ZM189 228V229H188ZM235 228V229H234ZM140 229V228H139ZM145 229V230H144ZM150 229V230H149ZM155 229V230H154ZM179 229V230H178ZM200 229V230H199ZM227 229V230H226ZM258 229V230H257ZM142 230H143V232H142ZM175 230V229H174ZM193 230V231H192ZM141 231V232H140ZM148 231V232H147ZM205 231V232H204ZM146 232V233H145ZM150 232V233H149ZM189 232L191 233L190 235H189ZM194 232V233H193ZM204 232V233H203ZM234 232H236V233H234ZM129 232L127 233V234H129V235H131ZM180 233V234H179ZM151 234V235H150ZM186 234V235H185ZM234 234V235H233ZM111 235H113V234H111ZM148 235V236H147ZM153 235V237H151ZM188 236H190L189 238H188ZM236 236H238L237 238H236ZM123 237H125V236H123ZM180 237V238H179ZM201 237V238H200ZM126 238V237H125ZM144 238H145V240H144ZM188 238V239H187ZM262 238V239H261ZM123 239V241L124 242H126V243H124V245H127V246H129V248L131 249V251H132V254L134 255V256H136L138 253L137 252H135V251H137L136 250V245L134 246V244H133V246H134V248H135V250H134V248L133 247H130V244H128L129 242H128V239H124V238H122ZM126 240V241H125ZM194 240V241H193ZM234 240V241H233ZM226 243V244H225ZM190 245V246H189ZM227 246V247H226ZM154 247V246H153ZM220 249V250H219ZM222 249V250H221ZM130 251V252H131ZM235 252H236V254H235ZM136 254V255H135ZM234 254V255H233ZM197 256V257H196ZM262 256V258H260ZM137 257H139L140 259L138 260V259H135V260H137L138 262L140 261V264H148L147 263V261L142 257V256H140V254L139 255H137L136 256V258ZM178 257V258H177ZM182 260H181V259ZM259 260H258V259ZM131 259H133V258H131ZM258 260V261H257ZM197 261V262H196ZM257 263H256V262ZM181 262V263H180ZM183 262V263H182ZM263 262V263H262ZM150 264V263H149Z\"/></svg>",
  "mask_w": 264,
  "mask_h": 264
}]
</instances>
